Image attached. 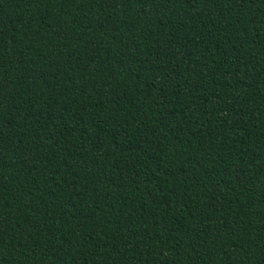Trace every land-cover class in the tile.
<instances>
[{
	"label": "trees",
	"instance_id": "1",
	"mask_svg": "<svg viewBox=\"0 0 264 264\" xmlns=\"http://www.w3.org/2000/svg\"><path fill=\"white\" fill-rule=\"evenodd\" d=\"M0 264H264V0H0Z\"/></svg>",
	"mask_w": 264,
	"mask_h": 264
}]
</instances>
